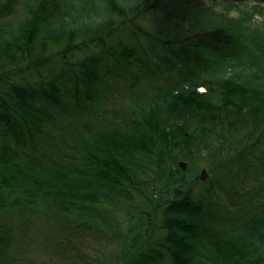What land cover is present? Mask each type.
Here are the masks:
<instances>
[{"label":"trees","instance_id":"trees-1","mask_svg":"<svg viewBox=\"0 0 264 264\" xmlns=\"http://www.w3.org/2000/svg\"><path fill=\"white\" fill-rule=\"evenodd\" d=\"M248 1L0 0V264H264Z\"/></svg>","mask_w":264,"mask_h":264},{"label":"rangeland","instance_id":"rangeland-1","mask_svg":"<svg viewBox=\"0 0 264 264\" xmlns=\"http://www.w3.org/2000/svg\"><path fill=\"white\" fill-rule=\"evenodd\" d=\"M225 6H226V8H223L222 10H229L226 12H228L232 17L236 18L239 23H243L244 21H246L249 18L254 22V23L252 22V24H253V25H251L252 29H251V31H249L250 36L253 35V31H254V34L258 31H260V32H263V35H264V17L262 19V17H260L259 14L256 15L255 10L259 9L257 4H254L251 1H248L246 3L235 5V6H229V5H225ZM262 6H264V5H262ZM223 7H224V5H223ZM22 17H24V16H22ZM80 24L83 25L84 22L81 21ZM239 66H240V64H236L235 60H231L229 62L226 61V62H224L223 66H220L218 68V71H217L218 75L228 74L234 68L238 69ZM201 92H204V90L201 89ZM202 170H206V169L202 168ZM202 170H201V172H202ZM207 179H209V176L207 177Z\"/></svg>","mask_w":264,"mask_h":264},{"label":"water","instance_id":"water-1","mask_svg":"<svg viewBox=\"0 0 264 264\" xmlns=\"http://www.w3.org/2000/svg\"><path fill=\"white\" fill-rule=\"evenodd\" d=\"M180 166H181L182 168H185V167H186V164L183 163V162H181V163H180ZM207 177H208V173H207V171H206V170H202V172H201V180H202V181H205V180L207 179Z\"/></svg>","mask_w":264,"mask_h":264}]
</instances>
